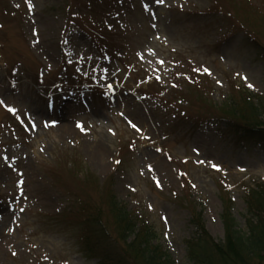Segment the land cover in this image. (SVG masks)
Returning <instances> with one entry per match:
<instances>
[{"label":"rangeland","instance_id":"rangeland-1","mask_svg":"<svg viewBox=\"0 0 264 264\" xmlns=\"http://www.w3.org/2000/svg\"><path fill=\"white\" fill-rule=\"evenodd\" d=\"M130 1L126 28L115 31L109 0L90 1L85 14L102 27L90 35L78 18L85 0H31V8L0 0V264H100L81 252L77 222L65 217L76 199L56 186L78 191L72 164L98 186L112 177L118 201L154 229L174 264H194L189 204L215 243L224 239L225 194L241 232L253 218L250 204L264 207L246 197L264 184V152L235 148L221 129L195 119L180 121L182 107L174 118L143 90L153 84L169 103L179 91L218 104L233 90L264 96V60L249 41L258 33L264 46V19L236 13L240 0ZM244 1L252 9L264 2ZM219 7L235 18L219 16ZM119 148L123 164L113 176Z\"/></svg>","mask_w":264,"mask_h":264},{"label":"trees","instance_id":"trees-1","mask_svg":"<svg viewBox=\"0 0 264 264\" xmlns=\"http://www.w3.org/2000/svg\"><path fill=\"white\" fill-rule=\"evenodd\" d=\"M261 3L260 7L252 9L250 2L240 0L241 6L235 7L236 13L247 17L251 11L253 21H262L264 2ZM218 14H222L225 19L235 18L232 11L222 7ZM257 37L262 39L260 34L254 33L249 41L264 60V46ZM196 97L202 100L188 99L187 96L176 98L175 102L179 105L175 107L178 109L181 105L184 108L181 115L183 118L195 119L200 124H212L210 126L221 129L220 137L228 140L235 148H258L264 152V99L254 103L249 93L234 90L231 99L222 104L208 101L205 94H196ZM119 161L120 169L123 164L121 150ZM70 170L72 178L80 184L75 194L66 190L65 184L58 183L56 178L54 180L60 184V189L68 195L71 193L70 197L76 199L75 204L69 205L66 215L77 222V242L86 257L96 259L100 264H174L157 244L154 230L118 201L112 191V177L98 186L90 177L85 179V176L91 175H83L73 166ZM246 197L250 200L247 204L256 199L264 206V185L258 186L256 190H248ZM231 207L232 202L225 194V209L221 217L224 239L219 243H215L206 234L201 220L202 213L197 207L194 204L186 207L197 234L194 240L186 241L189 258L194 264H264V207L259 210L256 205L250 204L248 209L250 214L253 212V218L248 221L246 233L237 229L230 212Z\"/></svg>","mask_w":264,"mask_h":264},{"label":"snow or ice","instance_id":"snow-or-ice-1","mask_svg":"<svg viewBox=\"0 0 264 264\" xmlns=\"http://www.w3.org/2000/svg\"><path fill=\"white\" fill-rule=\"evenodd\" d=\"M28 2H29V8H31V6H32V5H31V0H28ZM155 3H157V4H163V3H164V0H155ZM17 7H19V5H17ZM148 7H149V5H148L147 3H145V4H144V8L147 10ZM160 63H164V61H160ZM204 71H205V72H208V69H205ZM208 74L211 75L210 72H209ZM157 79H159V77H157ZM245 79H247V78L245 77ZM217 83H220V82L217 81ZM248 86H249V87H253L252 84H249ZM0 103H3V101H0ZM9 111L15 113L17 110H16L15 108H9ZM32 126L34 127L35 125H32ZM47 126H48V125H47V123H46V124H45V127H47ZM76 127L79 128L81 131H84V125L81 124V123H79V122L77 123ZM132 127H133V128H136L137 126H136L135 124H132ZM156 151H157V152H162V149H156ZM169 159H171V157H169ZM117 163H120V161H117ZM198 163H204V161H198ZM211 166H212L214 169L219 170L218 166H217L215 163H213ZM147 170H148L149 172L154 171L153 166H152L151 164H149V165L147 166ZM156 185H157V187H161V186H162V185H161V182H160L159 179L156 180ZM149 207H151V205H150Z\"/></svg>","mask_w":264,"mask_h":264}]
</instances>
